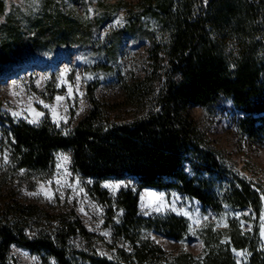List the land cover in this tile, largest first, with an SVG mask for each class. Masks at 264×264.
<instances>
[{
  "label": "trees",
  "instance_id": "obj_1",
  "mask_svg": "<svg viewBox=\"0 0 264 264\" xmlns=\"http://www.w3.org/2000/svg\"><path fill=\"white\" fill-rule=\"evenodd\" d=\"M125 10L128 21L111 32L108 46L73 54L83 66L90 104L74 125H57L47 115L31 125L0 108L1 143L8 150V172L0 173V264H15L8 260L11 244L41 255L43 264L49 258L56 264H264L258 236L264 192L228 165L188 112L226 105L243 114L237 124L242 136L256 143L264 138V0H139ZM145 18L157 28H145ZM123 39L133 48L147 43L153 77L127 96L141 109L131 121H117L113 105L95 95L116 76ZM34 60L21 57L17 63ZM59 151L71 152L72 171L92 181L88 193L106 207L112 260L94 250L101 237L73 209L52 212L22 202L6 186L8 173L19 170L50 176ZM106 180H131L136 187L111 197L100 185ZM142 188L176 191L217 219L247 209V230L233 216L225 226L205 222L193 231L188 219L173 213L142 216ZM152 235L177 242L194 238L201 251L172 255ZM77 240L87 247L78 249Z\"/></svg>",
  "mask_w": 264,
  "mask_h": 264
},
{
  "label": "rangeland",
  "instance_id": "obj_2",
  "mask_svg": "<svg viewBox=\"0 0 264 264\" xmlns=\"http://www.w3.org/2000/svg\"><path fill=\"white\" fill-rule=\"evenodd\" d=\"M138 1L1 0L2 112L15 121H37L31 125L38 124L44 115L57 125H74L89 110L90 104L86 97L83 66L73 54L87 52L93 45L108 46L111 32L122 28L128 21L126 7ZM142 24L148 29L157 28L153 18L143 19ZM121 43L116 76L108 84L98 86L95 95L102 102L113 105L112 116L117 121H131L140 116L141 109L127 96L140 82L147 84L152 81V69L146 52L147 43L137 48H133L127 39ZM21 57L35 60L18 64L17 60ZM188 112L228 165L264 192V138L256 143L242 136L237 124L243 114L232 111L226 105L214 111L200 106L189 107ZM1 137L0 173L4 174L8 172V150L1 143ZM53 164L52 174L48 177H35L24 170L8 173L6 186L22 202L41 204L52 212L73 209L87 230L101 237L92 245L94 250L101 256L114 259L112 226L105 220L106 207L87 191L92 181L80 178L72 171L70 151L56 152ZM116 184L120 185L117 189L105 187ZM100 185L111 197L128 186L136 187L131 180H106ZM137 206L142 216L157 213L182 216L188 219L192 231L205 222L225 226L230 216L240 219L242 229L247 230L246 223L242 221V217L248 214L247 209L224 214L217 219L210 209L176 191L166 193L142 188ZM260 217L258 236L260 243L264 244V204ZM152 239L172 255L180 252L199 254L201 251L200 242L194 238L177 242L152 235ZM75 244L78 249L87 247V243L79 240ZM7 254L9 263L43 264L41 255L16 244L10 245ZM48 261L49 264H56L52 258Z\"/></svg>",
  "mask_w": 264,
  "mask_h": 264
},
{
  "label": "snow or ice",
  "instance_id": "obj_3",
  "mask_svg": "<svg viewBox=\"0 0 264 264\" xmlns=\"http://www.w3.org/2000/svg\"><path fill=\"white\" fill-rule=\"evenodd\" d=\"M57 99L59 100V99H62V98L61 97H57ZM45 107H48V105H45ZM53 111H55V110L53 109ZM14 115H19V114L18 113H14ZM38 115H40V114H38ZM29 123H37V121L31 120V121H29ZM62 159L66 161L67 157H63ZM105 187H110L112 189H117V188L120 187V185H118V184H116V185H105ZM238 255H239V253H238Z\"/></svg>",
  "mask_w": 264,
  "mask_h": 264
}]
</instances>
